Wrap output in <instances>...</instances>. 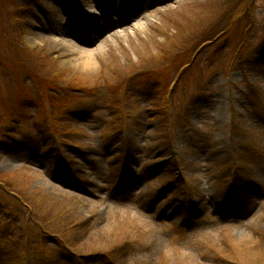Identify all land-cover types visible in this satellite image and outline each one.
<instances>
[{
    "label": "rangeland",
    "instance_id": "1",
    "mask_svg": "<svg viewBox=\"0 0 264 264\" xmlns=\"http://www.w3.org/2000/svg\"><path fill=\"white\" fill-rule=\"evenodd\" d=\"M95 1L0 0V126L24 101L27 133L21 147L0 149V201L24 217L14 227L0 210V264L59 257L55 238L48 248L29 234L43 214L77 257L105 247L116 264H264V0H143L158 4L93 44L58 34ZM100 1L117 9L116 0ZM169 90L173 125L158 109L168 113ZM82 103L80 114L67 112ZM40 121L59 122V163L44 153L61 142L42 137ZM120 128L135 160L124 175V147L103 146ZM144 166L147 182L137 175ZM72 167L76 189L58 182ZM15 181L23 204L6 193ZM135 198L153 216L134 208Z\"/></svg>",
    "mask_w": 264,
    "mask_h": 264
},
{
    "label": "bare ground",
    "instance_id": "2",
    "mask_svg": "<svg viewBox=\"0 0 264 264\" xmlns=\"http://www.w3.org/2000/svg\"><path fill=\"white\" fill-rule=\"evenodd\" d=\"M122 3L125 2H133L135 0H120ZM89 6L88 3L86 2L85 6L86 7ZM104 12V9L102 8V6L100 5V2H94L91 3V6H89L88 8H81V10L75 15L74 21L71 22V30L72 28L75 29V31L77 32L75 35H71L73 38H75V40H73V42H81L79 39V37H82V34L87 35V37L85 39H91L92 38V34H93V30L86 27V25H91L92 23H94L98 17L96 16L97 13H99L100 11ZM144 12V11H143ZM80 23H85L86 25H81ZM73 26V27H72ZM117 24L113 25L110 29H115L117 28ZM85 31L89 32V33H85ZM56 34V32H55ZM60 36L65 37V35L69 36L68 33H66L65 31H62L60 33ZM94 35V34H93ZM70 37V36H69ZM65 47H68L70 49H72V52L78 54L79 56H83V57H87L88 54L86 52H82L81 50H76L75 46L73 44H64ZM89 64V62H87Z\"/></svg>",
    "mask_w": 264,
    "mask_h": 264
},
{
    "label": "trees",
    "instance_id": "3",
    "mask_svg": "<svg viewBox=\"0 0 264 264\" xmlns=\"http://www.w3.org/2000/svg\"><path fill=\"white\" fill-rule=\"evenodd\" d=\"M240 20V18H238V21ZM144 72H146V71H140L139 72V75L141 74H143ZM26 99V98H25ZM23 104H24V101H21V102H19L18 103V106L17 107H20V105H22L23 106ZM16 106H14L13 108H17ZM12 184L14 185V186H16L17 184H16V182H12Z\"/></svg>",
    "mask_w": 264,
    "mask_h": 264
}]
</instances>
